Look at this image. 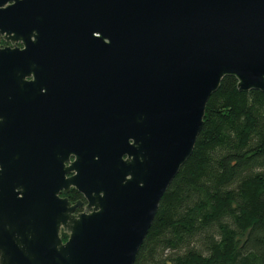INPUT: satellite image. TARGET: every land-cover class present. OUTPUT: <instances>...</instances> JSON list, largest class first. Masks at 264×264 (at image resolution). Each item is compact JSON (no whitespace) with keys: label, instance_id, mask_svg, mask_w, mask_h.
<instances>
[{"label":"water","instance_id":"1","mask_svg":"<svg viewBox=\"0 0 264 264\" xmlns=\"http://www.w3.org/2000/svg\"><path fill=\"white\" fill-rule=\"evenodd\" d=\"M0 36V264H132L221 78L264 92V0H0Z\"/></svg>","mask_w":264,"mask_h":264},{"label":"trees","instance_id":"2","mask_svg":"<svg viewBox=\"0 0 264 264\" xmlns=\"http://www.w3.org/2000/svg\"><path fill=\"white\" fill-rule=\"evenodd\" d=\"M132 264H264L263 91L221 78Z\"/></svg>","mask_w":264,"mask_h":264},{"label":"flooded vegetation","instance_id":"3","mask_svg":"<svg viewBox=\"0 0 264 264\" xmlns=\"http://www.w3.org/2000/svg\"><path fill=\"white\" fill-rule=\"evenodd\" d=\"M15 45H17L18 47H21V45L18 44V43H16ZM3 46H12V45H10V43H9L8 41H6L4 38H2V37L0 36V47H3ZM68 160L71 161V160H72V157H69ZM66 164H67V163H65V165H66ZM66 175H68V174H66ZM72 191L76 192V193L78 194V197H76V199H74V200H69L68 197H67V195H68L70 192H72ZM60 196H64V197H66L70 202H74V201H76V200H81V201L84 203V201H83V199H82V196H81V195H80L75 189H73V188H71V187L67 190V192H65V193H60ZM82 205H83V204H82ZM79 210H80V209H76L75 212H77V211H79Z\"/></svg>","mask_w":264,"mask_h":264}]
</instances>
